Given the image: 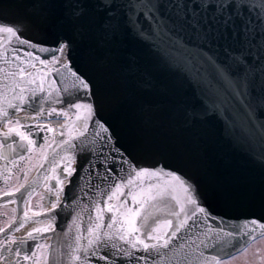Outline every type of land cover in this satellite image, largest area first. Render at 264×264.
I'll return each instance as SVG.
<instances>
[{"label":"snow or ice","instance_id":"obj_1","mask_svg":"<svg viewBox=\"0 0 264 264\" xmlns=\"http://www.w3.org/2000/svg\"><path fill=\"white\" fill-rule=\"evenodd\" d=\"M30 28L50 34L51 39L25 37ZM0 33L8 41L0 58L4 64L13 65L8 75L18 80L13 89L18 103L8 106L11 115L16 117L15 122L21 119L17 113L34 112V116L23 117L34 121L33 125L23 127L30 134L39 135L45 131V126L38 123L40 117H69L72 113L74 122L83 129L78 137L59 141L58 146L63 145L71 153L62 159V164L50 161L55 165L52 171L61 168V172L53 177L56 185L50 191H55L57 198L51 202L48 213L65 206L59 193L65 181L73 183V176L77 183L93 176L108 181L119 172L125 175L120 177V183L114 181L108 186L111 195L102 190L107 196L102 202L112 212L113 206L107 201L119 192L126 197L120 201L121 206L129 203L127 197L136 206L128 233L123 231V223L116 216L110 217L106 226L101 222L94 227L90 216L86 245L81 244L83 237L78 233L75 247L67 246L76 253L70 255L71 259L80 261L83 254L96 264L100 261L157 264L172 252L176 240L183 241L178 245L180 249L190 250L184 257L185 264H226L247 251V246L237 247V238H247L250 243L255 239V228L249 225L264 229V223L256 219L246 221L243 228L247 231L214 228L210 224L201 230L202 223L217 218L208 210L198 181L170 169L160 160L150 167H141L120 144L104 113L106 109L126 110L145 130L162 120L186 129L204 130L210 124H218L222 137L234 151L264 169V0H28L27 14L12 21L5 18L0 0ZM12 40L22 47L12 45ZM36 53L44 54V58ZM77 55L100 69L103 83L77 66ZM24 56L30 59L25 61ZM33 59L41 66L52 65L49 71L55 73L53 84L63 77L61 83L70 80V85L51 91L42 83L32 87L36 84L32 78L36 71V65L31 63ZM28 67L33 72H28ZM45 104L51 107L45 108ZM55 105L61 107L58 109ZM81 111L85 115L81 116ZM9 115V111L2 112L5 122L11 124ZM68 126H61L60 136ZM46 131L54 129L47 127ZM13 133L29 146L34 144L29 135L16 133L12 127L3 133L4 139L11 138ZM89 135L92 148L81 149L83 162L74 167L78 147L74 140L83 137V143ZM196 143L195 155L210 168L211 141L201 136ZM175 147L190 153V146L183 139ZM217 183L221 189L224 187ZM134 185L144 186L139 189V200L132 193ZM24 187L21 184L16 191ZM122 188L128 192L124 193ZM177 189L183 193L182 198L174 195ZM99 203L95 206L96 220L102 221L103 209ZM127 211L132 212L133 208L129 206ZM77 216L72 217L73 223ZM50 218L56 220L55 215ZM23 226L21 222L9 231H19ZM161 226L166 229L163 234H160ZM40 231L35 228L22 238L6 236L0 241V261L21 264L22 260H29L31 249H24V245L28 239H34V232ZM71 231L72 224H69L68 232ZM0 232L4 229L0 228ZM218 246L223 255L217 251Z\"/></svg>","mask_w":264,"mask_h":264},{"label":"water","instance_id":"obj_2","mask_svg":"<svg viewBox=\"0 0 264 264\" xmlns=\"http://www.w3.org/2000/svg\"><path fill=\"white\" fill-rule=\"evenodd\" d=\"M2 7L3 14L7 20H16L27 14L28 0H2ZM25 37H32L35 40L41 38L51 39L50 34L39 33L33 28H30L25 33ZM7 43L8 41L0 33V53L3 52L4 46ZM11 43L16 47H22L15 40H12ZM26 51L31 50L27 49ZM36 55L44 58V54L36 53ZM23 59L28 61L30 58L24 56ZM36 61L33 59L31 63ZM76 64L93 79H97L103 83L100 77V69L95 64L82 58L80 55L76 56ZM12 68V64H4L3 59L0 58V138L3 142L2 152L9 157L19 154L27 147L26 142L20 141L19 136L15 133L8 140H5L3 135V133L7 132V129L3 128L5 119L2 116V112L9 111V117H13L11 115V109L8 106L10 103H18L13 94V89L18 80H13L8 75ZM27 71L33 72V70ZM54 77L55 73L51 71L36 70L32 77L36 80V84L32 85V87H36L37 84L42 83L46 90L51 91L56 87L62 90L64 87L70 85V80L61 83L63 77L57 78L55 84H53ZM20 86L25 87L23 83ZM178 91L180 90L178 89ZM62 95L64 94L62 93ZM80 115L83 116L85 113L81 111ZM104 116L119 136L120 144L135 157L141 167H150L154 161L160 160L162 163L167 164L170 169L178 170L188 176L194 177L198 181L204 194V200L208 210L212 216L217 218L210 219L207 224L202 223L201 230H206L208 224H210L214 228L225 227L226 230L239 229L241 231H247V229L243 228L246 221L256 219L260 223H264V169L251 163L239 152L234 151L222 137L218 124H210L204 130L199 128L186 129L178 123L169 124L167 121L162 120L155 127L145 130L139 121L129 115L126 110L112 111L111 109H106ZM74 120L75 117L72 116L63 124H69L64 130L63 136L59 135L61 126L63 125L58 128L40 163L29 172L26 181L22 183L25 187L20 192L16 190L21 185L12 190L0 193V205L10 204L15 206L12 221L4 228V232H0V237L8 235L25 237L29 231L35 228H39L41 231L39 233L34 232V237L51 235L45 264H96L94 259H89V257L83 254H81L80 261L71 259L70 255H76V253H72L71 249L67 247L69 244L75 247V237L78 233L83 237L81 244L86 245L88 238L86 229L89 227V217H92V226L94 227L95 224L101 222L106 226L109 218L116 216L117 220L123 223V231L125 233L130 232L132 227L131 222L135 218L134 210L136 206L132 205L130 197H127L129 203L121 206L120 201L126 197L120 196L119 192H117L113 199L107 201L108 204L113 206L112 212H108L102 202L107 199V196L102 193V190L111 195L108 186L112 185L114 181L120 183V177L125 175L123 172H119L118 175H114L108 181H103L93 176L90 180L82 179L77 183L76 177L73 176V183L68 184L65 181L63 191L60 192L61 202L65 206L57 208L52 213H48V209L41 213L28 212L25 207L26 198L39 186L45 174H49L50 182L55 187L56 180L53 177L61 172V168H56V171L53 172L52 168L55 165L50 163V161L55 160L62 164V159L71 154L64 150L63 145H58L61 139L69 140L73 137H78L80 132L83 131ZM69 121L72 122L69 123ZM91 131L92 129L90 127L89 132ZM201 136H205L211 141L210 156L212 164L210 168H206L195 155L197 148L196 142ZM91 139L92 137L89 135L88 140L83 141V143L81 142L83 137L74 140V143L78 145L75 153L76 162L73 164L74 167H77L83 162L81 160V156L83 155L81 149L86 147L87 150H91L92 145L89 143ZM179 139H183L189 144L190 153L176 149L175 145L179 143ZM14 140L18 143H13ZM9 144H12L11 148L8 147ZM99 171L102 172L103 169H99ZM84 175L87 176V173ZM217 181L224 185L222 189L218 186ZM140 187L144 186L134 185L131 189L133 195L137 197V200L141 198ZM122 190L124 193L128 192L127 188H122ZM5 193H11L12 195L5 196ZM174 195L182 198L183 193L177 189ZM97 201H101L99 208L103 209L102 213H100L102 221L96 220L97 212L95 211V206ZM129 206L133 208L132 212L127 211ZM78 213L79 215L77 216ZM51 215L56 216L55 221L51 220ZM73 216H77L75 223L72 220ZM221 220L223 223H221ZM21 222H23L24 226L19 231H9L10 228L15 229L19 227ZM69 224H72L71 232H68ZM136 226L139 227V224L137 223ZM118 227L119 225H117ZM249 227L255 228V232L253 233L255 237L260 233H264V229H260L258 226L249 225ZM46 228H54L55 230L45 231ZM103 230L101 229V231ZM115 230L113 229V231ZM165 230L161 226L160 234H163ZM193 232H196V229H193ZM65 233L68 234L65 235ZM182 235L186 236L187 233H182ZM237 239L239 241L237 244L238 248H242L248 243L247 238L238 237ZM182 242V240L174 241L172 252L167 254V258L164 261L158 260L157 264H185L184 257L190 250L187 248L180 249L178 245ZM233 243H236V241H233ZM106 251H110V249H106ZM217 251L221 255L224 254L220 251L219 246ZM141 254L137 253V255ZM188 258L191 259V256L188 255ZM100 264H104V262L100 261Z\"/></svg>","mask_w":264,"mask_h":264},{"label":"rangeland","instance_id":"obj_3","mask_svg":"<svg viewBox=\"0 0 264 264\" xmlns=\"http://www.w3.org/2000/svg\"><path fill=\"white\" fill-rule=\"evenodd\" d=\"M52 68L51 64L47 66H42V70L49 71ZM13 122L9 125L13 126H20L22 129L24 128L23 125L31 126L34 121L21 119L19 123L15 122V118H8ZM43 122V121H40ZM39 123V122H38ZM45 126V131L48 136L47 139L43 137V141L40 144L35 145V143L31 146L27 144V148L23 154L24 159L21 160L20 156H15L13 159L9 161L7 164L8 155L2 152L3 142L0 140V193L12 190L22 183H24L29 175V172L40 163L45 151L47 150L48 146L50 145L51 141L55 136V130L53 132H47V126L54 128L51 124L47 122L40 123ZM8 123L4 120L3 128L7 129ZM15 129V127H12ZM8 130V129H7ZM16 130V129H15ZM36 130V129H35ZM33 130V132H35ZM17 131V130H16ZM28 135L27 131H25ZM35 139H36V135ZM1 139V138H0ZM33 139V138H31ZM34 141V139H33ZM43 145V147H41ZM30 147V151L28 148ZM2 165L6 166V169H2ZM25 173L26 178H25ZM45 180L41 181L39 186L33 190L29 196L26 198L25 207L27 208L29 213H41L43 211V207L41 206L42 203H48L49 205V195L51 194L50 189H53L51 186L49 174H45ZM15 206L10 204H3L0 205V228H5L11 221L14 216ZM8 238H22V236H15V235H8ZM6 236L0 237V241H3ZM31 242V253L34 251L35 256L30 255V260L21 261V264H45L48 251H49V239L48 237H44L42 235L34 237ZM256 240L252 246L254 249H247L246 252L243 254H238L234 259H230L226 262V264H264V236L258 234L255 239ZM39 245V246H37ZM18 245H14L16 247ZM23 251L21 252V256H23ZM0 264H5V261H0Z\"/></svg>","mask_w":264,"mask_h":264},{"label":"bare ground","instance_id":"obj_4","mask_svg":"<svg viewBox=\"0 0 264 264\" xmlns=\"http://www.w3.org/2000/svg\"><path fill=\"white\" fill-rule=\"evenodd\" d=\"M33 64H35L36 65V70H42V66L40 65V63H39V61H36V62H34ZM27 70H33L32 68H30V67H28L27 68ZM49 107H51V105H48V104H45V108H49ZM55 107H57L58 109L61 107V105H55ZM34 116L35 114H34V112H32V111H21L20 113H19V115H17V117H20L21 119H23V117H25V116ZM73 116V114L72 113H69V117H64V116H60V117H56L55 115H53L52 117H48V116H42V117H40V119H39V123H43L44 121L45 122H47V123H49V124H51L54 128V130H55V132L58 130V128L61 126V125H63L67 120H69L71 117ZM9 118H15L16 119V117H9ZM20 119V120H21ZM30 121H32V120H29V122ZM40 121H43V122H40ZM31 123V122H30ZM34 123V122H33ZM33 123H31L32 125H33ZM3 125H4V123H3ZM48 127V126H47ZM15 129L17 130L16 131V133H19V131H21V132H23V133H25V131H27L28 133H29V131H28V128L27 127H24L23 129L18 125V126H16L15 127ZM33 130H35V128H33ZM36 131V130H35ZM26 135H28L27 133H25ZM29 136H30V138H33L34 139V143H35V145H37V144H40L42 141H43V137H45V136H48L47 135V133L46 132H40L39 133V135H36V139H35V136L34 135H32V134H29ZM1 141H2V139H0ZM26 142V144H27V141H25ZM27 148V147H26ZM24 152H25V149L23 150V151H21L19 154H17V156H21V155H23L24 154ZM16 156V155H15ZM15 156H10V157H8V159L6 160L7 161V164H9V161L11 160V159H13ZM2 169H6V166L5 165H2ZM45 176V175H44ZM43 180H45V178L43 177V179H42V181ZM53 188H54V186H53ZM59 196H60V193H59ZM56 198H57V194H56V192L55 191H53V193H52V195H51V201H54V200H56ZM42 207H43V211H45V210H47V209H49V208H51V207H48V205H41ZM42 211V212H43ZM260 235L261 236H264V233H260ZM42 236H44V237H48V239H49V245H50V241H51V235H42ZM31 242H32V240H27V243L24 245V249H31ZM252 241L249 243H247L246 245H244V246H247V249H254V247L252 246ZM243 246V247H244ZM242 247V248H243ZM23 253H24V251H23ZM244 252L242 251V252H240L239 253V255L240 254H243ZM32 255V253H31V251H28V255ZM35 256V255H34ZM30 260V259H29ZM9 264V263H8Z\"/></svg>","mask_w":264,"mask_h":264},{"label":"flooded vegetation","instance_id":"obj_5","mask_svg":"<svg viewBox=\"0 0 264 264\" xmlns=\"http://www.w3.org/2000/svg\"><path fill=\"white\" fill-rule=\"evenodd\" d=\"M9 127H16V126H13V125H9V124H8V125H7V129H8ZM19 132H21V131H19ZM51 186H52V188H53V184H51ZM52 193H53V191H51V194L49 195V199H48L49 202H51V199H50V198H51ZM45 204L47 205L48 203H45V202H44V203H42L41 205H45ZM49 205H51V203H49ZM255 241H256V240L252 241V243H254ZM8 263H9L8 261H5V264H8Z\"/></svg>","mask_w":264,"mask_h":264}]
</instances>
